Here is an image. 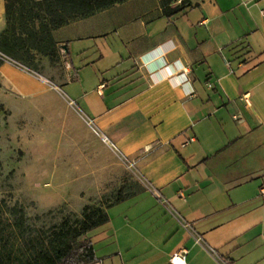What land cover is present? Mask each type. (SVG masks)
<instances>
[{"label":"crops","instance_id":"1","mask_svg":"<svg viewBox=\"0 0 264 264\" xmlns=\"http://www.w3.org/2000/svg\"><path fill=\"white\" fill-rule=\"evenodd\" d=\"M163 1L123 0L52 29L67 68L48 82L66 109L37 121L47 137L34 164L96 184L134 161L138 189L87 233L102 264H171L182 248L186 264H264V0H168L171 15ZM48 87L0 62V103L38 106Z\"/></svg>","mask_w":264,"mask_h":264},{"label":"rangeland","instance_id":"2","mask_svg":"<svg viewBox=\"0 0 264 264\" xmlns=\"http://www.w3.org/2000/svg\"><path fill=\"white\" fill-rule=\"evenodd\" d=\"M29 7L47 26H51L48 23L49 18L43 11L31 5H25L16 11V16L18 15L21 21H28ZM17 62L20 65H10L23 72L27 70L40 79H47L48 88L52 90L47 89L43 92L45 101L38 106L28 102L0 103V200L8 205L18 201L25 206L26 216L30 222L48 226L59 223L64 218L71 221L80 218L85 204L105 206L118 194L137 189L139 182L133 178V172L125 168L121 159L118 160L116 179L96 184H92L90 177L74 176L77 173L76 167L34 164L36 144L39 145L40 139L45 141L47 137L45 123L37 124V121L46 122L47 119L53 118V114L66 109L63 99L60 98V90L48 80L55 82L58 76H63V70L67 67L57 47L52 58L35 52L34 63ZM5 92L10 93L7 87ZM66 171L74 172L66 181L55 182L50 177L51 174L62 176ZM52 190H55L56 196L50 199L48 195ZM36 215L40 217L36 219ZM88 236L93 238V233L90 232ZM98 247L99 244H97L99 253ZM90 264L102 263L97 260Z\"/></svg>","mask_w":264,"mask_h":264},{"label":"trees","instance_id":"3","mask_svg":"<svg viewBox=\"0 0 264 264\" xmlns=\"http://www.w3.org/2000/svg\"><path fill=\"white\" fill-rule=\"evenodd\" d=\"M121 1L5 0L6 25L0 32V51L21 62L34 63L35 52L52 58L57 47L52 37L53 28ZM162 3L165 15L179 10V7L167 6L168 0ZM25 5L36 6L43 11L51 26L39 19L31 7L27 10L30 13L28 21H21L16 11ZM137 189L118 194L105 206L85 204L80 218L74 221L64 218L48 226L30 222L25 206L18 201L8 205L0 200V264H90L97 261L87 233L107 222V209L110 205L133 194ZM39 217L35 216L36 219Z\"/></svg>","mask_w":264,"mask_h":264},{"label":"built area","instance_id":"4","mask_svg":"<svg viewBox=\"0 0 264 264\" xmlns=\"http://www.w3.org/2000/svg\"><path fill=\"white\" fill-rule=\"evenodd\" d=\"M247 1L248 0H243L244 3H246ZM260 14H261L262 18L264 19V7L260 9ZM0 62H6V63L14 65V66H16L15 64L20 65L19 62L14 61L13 58L7 56L2 51H0ZM26 72H27V70H26ZM27 73H30V72H27ZM99 136L104 143H108L113 149H116V145L113 142H111L106 135L100 134ZM121 160L123 161L125 168L128 171L133 172L134 161L131 159L125 158V157H121ZM260 193L264 199V187H261ZM186 254H187V249L182 248L180 250H177V251L173 252L172 254H170L169 262L171 264H186Z\"/></svg>","mask_w":264,"mask_h":264}]
</instances>
